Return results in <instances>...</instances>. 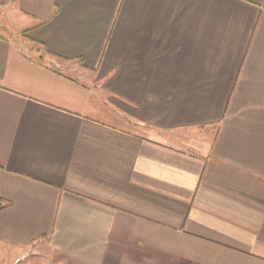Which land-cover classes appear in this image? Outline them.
Listing matches in <instances>:
<instances>
[{
  "label": "crops",
  "instance_id": "crops-1",
  "mask_svg": "<svg viewBox=\"0 0 264 264\" xmlns=\"http://www.w3.org/2000/svg\"><path fill=\"white\" fill-rule=\"evenodd\" d=\"M264 264V0H0V264Z\"/></svg>",
  "mask_w": 264,
  "mask_h": 264
},
{
  "label": "rangeland",
  "instance_id": "rangeland-1",
  "mask_svg": "<svg viewBox=\"0 0 264 264\" xmlns=\"http://www.w3.org/2000/svg\"><path fill=\"white\" fill-rule=\"evenodd\" d=\"M25 264H40V263H38V261H34V263H33V261L28 260V261H26ZM41 264H42V263H41Z\"/></svg>",
  "mask_w": 264,
  "mask_h": 264
}]
</instances>
